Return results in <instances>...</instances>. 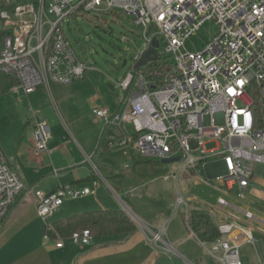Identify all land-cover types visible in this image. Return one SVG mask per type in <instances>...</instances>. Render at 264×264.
I'll use <instances>...</instances> for the list:
<instances>
[{"label":"built area","instance_id":"1","mask_svg":"<svg viewBox=\"0 0 264 264\" xmlns=\"http://www.w3.org/2000/svg\"><path fill=\"white\" fill-rule=\"evenodd\" d=\"M0 95L7 91L25 95L52 85L82 80L90 68L75 54L65 32V22L79 14L119 12L135 19L144 32L143 51L159 42L158 60L134 66L114 89L126 95L125 113L95 108L93 115L110 130L111 150H128L145 160L161 162L179 158L164 180L178 182L182 175L197 177L206 162L217 160L215 180L225 185L226 196L243 200L254 172L264 175V0H0ZM208 22L218 27L205 47L196 52L186 41ZM152 32L146 34L150 28ZM152 64L157 67L149 68ZM205 118L208 125L205 126ZM122 126L131 131L123 132ZM115 131V132H114ZM130 134V135H128ZM52 138L45 121H35L32 147L36 155L47 151ZM207 143L216 149L207 150ZM207 172V170H206ZM203 183L207 184L206 181ZM59 188L35 192L37 214L46 222L65 201L89 196L98 187ZM24 190L0 147V219ZM175 212L185 215L189 205L180 192ZM215 212L219 239L207 243L210 257L221 264H243L239 249L256 246L252 223L258 220L225 198ZM262 236L264 231L256 229ZM164 231L151 233L149 241L172 247L162 240ZM46 239H49L46 237ZM70 239L89 245V230ZM62 247V242L56 244ZM264 264V263H262Z\"/></svg>","mask_w":264,"mask_h":264},{"label":"crops","instance_id":"2","mask_svg":"<svg viewBox=\"0 0 264 264\" xmlns=\"http://www.w3.org/2000/svg\"><path fill=\"white\" fill-rule=\"evenodd\" d=\"M102 84L97 72L93 71L82 80L69 85H55L47 91L56 116L47 113L49 121L38 119L48 124L52 121V126L49 125L52 138L45 153L36 155L33 151L34 125L30 136L14 139L12 144L7 143L4 150L0 146L8 165L24 185L23 192L6 217L0 219V264H211L207 259L211 258L207 243L201 242L189 229L187 215L184 217L183 211L179 213L175 210L171 215L169 209L157 208L155 204L169 197L171 190V186L169 188L164 184L172 179L164 180L167 174L162 164L153 165L128 150L107 147L106 140L112 132L108 137L107 132L104 133V137L102 128L98 126L102 123L91 120L93 110L102 108L93 93L95 89H101ZM39 89L29 95H33L34 99L40 98L43 90ZM122 103H125V98ZM122 103L113 113H120ZM38 114L41 113H33V117ZM128 131H131L129 126L123 130ZM113 134L117 135L116 132ZM139 159H143L144 163L139 164ZM130 161L134 164L131 166L133 169L127 166ZM173 181L176 199L177 192L182 196L183 192L179 181ZM93 182L99 185L91 195L65 201L46 222L39 218L35 192L48 194L59 188H92ZM230 196L223 194L218 198L228 200ZM144 197L154 200L153 203L147 202L152 205L150 209L153 211L150 214L141 213V224L128 214L136 226L135 232L130 235H93L90 244L85 246L62 242L65 239L70 241V237L47 235V231L54 230L58 223L69 217L94 211L126 212L122 207L123 200L134 203ZM198 210L210 214L207 209ZM210 216L217 226L221 218L215 208ZM42 226L44 232L41 231ZM160 231H164L162 240L172 250L162 244L154 246L149 241L151 233ZM58 242H62V247L56 246ZM258 260L262 264L259 257Z\"/></svg>","mask_w":264,"mask_h":264},{"label":"rangeland","instance_id":"3","mask_svg":"<svg viewBox=\"0 0 264 264\" xmlns=\"http://www.w3.org/2000/svg\"><path fill=\"white\" fill-rule=\"evenodd\" d=\"M0 26H2L1 23ZM217 31L218 27L214 22L206 23L186 41V48L192 52L202 50ZM65 32L72 44L74 54L90 69L97 72L103 83L101 89H95L93 92L99 99L98 104L107 107L113 113L125 98V93L119 89H114L113 83L123 80L134 66L136 57L143 51L144 32L142 27L135 24L133 17L119 12L100 15L91 13L79 14L67 19ZM93 71H87L85 76L93 73ZM53 86L55 85L50 87V91ZM41 89L43 94L38 99H34L33 95H25L22 91L17 94L6 91L0 95V146L3 150L7 143L12 144L14 139L18 140L30 136L35 121H39L38 119L41 118L48 120L47 113L56 116L47 90L44 88L39 90ZM119 110L120 114L126 112V102ZM37 111L41 114L36 115L37 117L34 118L33 113ZM91 120L95 121V117L91 116ZM49 125L52 126V121L49 122ZM207 125L208 118H205V126ZM98 126L102 130L104 129L103 124L99 123ZM126 128L127 126H122L121 129ZM102 147H105V145H102ZM205 148L214 150L216 144L207 143ZM139 160V164L144 163L143 159ZM133 165L132 161L127 164L128 167H133ZM216 166L217 160L210 159L206 162L207 172L204 170L201 175L193 179L182 176L178 180L183 196L190 205V211L203 208L207 209L210 214L213 213L217 198L223 196L226 192L225 185L215 180L213 171L217 172ZM132 167L131 169H133ZM175 167L177 166L172 164H162L166 174ZM258 169L251 178L250 187L243 200L236 198L235 194H231L227 199L235 206L251 212L258 220L264 222V175L259 173ZM203 181H206L207 184ZM164 184L169 188L171 186L169 197L164 198L163 201L155 202V204L157 208L169 209L168 211L172 215L176 208L175 183L173 180H169ZM152 201H154L152 198L145 197L143 200L134 203L123 200L122 207L132 219L141 224L139 216L143 212L146 214L152 213L153 210L150 209L152 205L147 203H153ZM182 211L181 208L178 212L181 213ZM252 226L256 246L243 245L239 249L240 257L244 264H259L258 257L264 263V236L256 231V229L264 231V224L254 221ZM41 231L44 232L43 226ZM62 242L70 244L69 242L72 241L71 239L70 241L65 239ZM207 259L211 264H219L212 258L208 257Z\"/></svg>","mask_w":264,"mask_h":264},{"label":"trees","instance_id":"4","mask_svg":"<svg viewBox=\"0 0 264 264\" xmlns=\"http://www.w3.org/2000/svg\"><path fill=\"white\" fill-rule=\"evenodd\" d=\"M4 6L0 3V9ZM0 36H2L0 32ZM158 64H152L149 68L153 69ZM13 82L6 84V90ZM108 130L106 136L110 134ZM103 136L105 137L104 133ZM106 140V139H105ZM153 165H161L158 161L145 160ZM185 217V214H183ZM186 222L189 229L203 243L214 242L220 235L216 224L213 222L210 214L204 210H191L188 212ZM89 230L93 236H111V235H130L135 232L136 226L129 215L122 210L94 211L69 217L58 223L54 230L47 231V235L54 237H70L74 232Z\"/></svg>","mask_w":264,"mask_h":264},{"label":"water","instance_id":"5","mask_svg":"<svg viewBox=\"0 0 264 264\" xmlns=\"http://www.w3.org/2000/svg\"><path fill=\"white\" fill-rule=\"evenodd\" d=\"M153 27L150 28L146 34V37H148L150 35V33L152 32ZM159 46V42L156 38H153L152 42H151V47L148 50L142 51L140 53V56L135 64V68L138 69L150 62H155L158 60V56H157V48ZM179 158H175V159H170V160H162L161 164H172L174 162H178Z\"/></svg>","mask_w":264,"mask_h":264}]
</instances>
